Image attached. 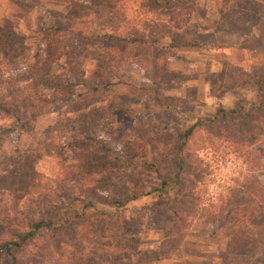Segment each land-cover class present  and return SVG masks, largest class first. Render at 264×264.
<instances>
[{"label": "rangeland", "instance_id": "obj_1", "mask_svg": "<svg viewBox=\"0 0 264 264\" xmlns=\"http://www.w3.org/2000/svg\"><path fill=\"white\" fill-rule=\"evenodd\" d=\"M119 1L143 38L137 47L115 40L117 32L103 43L105 28L84 21L93 10L106 16L111 1L39 0L28 11L0 0V242L9 226L46 211L55 223L70 222L55 231L60 264H105L122 254L127 263L115 264H219L226 217L235 205L248 207L254 189L256 199L264 194V136L246 135L258 123L264 135V0ZM38 64L52 80L30 75ZM113 73L119 83L102 87L98 79ZM66 77L56 97L55 78ZM74 131L95 132L103 149L74 153ZM179 154L181 208L197 204L194 216L177 221L181 238L168 233L159 180L145 167L169 169ZM78 171L83 183L68 182ZM83 184L88 193L63 200ZM113 200L129 201L114 209ZM104 213L118 215L126 231L102 221ZM39 242L19 249L17 264H55L50 243ZM245 264H264V253Z\"/></svg>", "mask_w": 264, "mask_h": 264}, {"label": "trees", "instance_id": "obj_2", "mask_svg": "<svg viewBox=\"0 0 264 264\" xmlns=\"http://www.w3.org/2000/svg\"><path fill=\"white\" fill-rule=\"evenodd\" d=\"M8 1L14 3L23 10L29 11L38 4L39 0H8ZM107 1H111V3L109 4L110 5L109 7L106 5V10H107L106 16H103L102 13L93 10L92 13L89 14V16L84 21L89 26L92 24L93 27L100 26L105 28L103 34H101L98 37V39L101 40L103 43H107V41L114 40L113 33L116 34L117 32V34L119 35L117 36L118 38L116 37L115 40L118 41L122 40L123 43L128 44L130 46H135V47L139 46L143 42V38L142 36L141 37L136 36L135 34H133V31L132 32L130 31L132 30V26H128L126 24L127 22L124 16L121 14L120 8L123 7H120V1L119 0H107ZM145 1L147 2L149 7L155 6L158 3V0H145ZM85 10H87V8ZM34 73L38 74V77L43 80L53 79L51 76L48 75V72H46L45 66H42L41 64H38L36 68L33 70V72L30 73V75H33ZM113 75L114 76H112V78L109 79L108 78L107 79L105 78L104 80L103 78L98 79L99 83L102 84V87H106L107 84H110L112 82L119 83L118 81L119 77L117 76V74L113 73ZM3 79L4 81L8 80L4 77ZM67 79H68L67 77L65 79L55 78V86L51 88L53 93H55L56 97L61 96L65 93L66 89L68 88ZM152 83L154 84V82ZM14 92L16 95H14ZM14 92L12 94L15 97H17L18 96L17 90H15ZM21 96L22 95H20V97ZM237 112L238 111L236 110H231L229 114H236ZM221 119H225L224 115L221 116ZM195 126L196 125L190 126L186 131H184L181 135L178 136L177 138L178 146H176V149L178 150L177 153H180L182 151L188 137L191 136V134L193 133ZM261 131H262V126L260 123H258L251 130L250 132L251 134H246V135H251L253 136L252 138H255L256 136L259 135V137L261 138L262 136H264L263 133H260ZM263 131H264V127H263ZM94 133L92 132L80 133L76 131L72 132L70 136V140L71 143H73L71 145L72 146L71 148H73V152L76 153L78 149H83V148L89 149L90 147H94L91 148V150L95 148L103 149L101 148L102 145L98 144L99 140L98 138L96 139L97 135L95 136ZM54 139H55V135L53 137V140ZM179 155L180 156H177L176 158V162H173L169 166V169H166L163 166H156L150 163L146 164L145 167L148 170H151L159 180V188L158 190L155 191L157 192L158 196L160 195L164 198L166 203H163V208L164 210L167 211L166 213H168L169 217L171 218L168 226H166V228L168 227L169 229H171L169 230L168 233H173L174 230H176V233L179 231L180 233L179 237L181 238L184 234L185 229L179 230L177 227V221L180 220L183 215L194 216L195 208L197 207V204L191 201L192 202L191 209L187 208L184 210L181 208L182 206L181 203L183 202L184 199L183 197L185 195L182 194L184 192L182 191L183 189H180L181 186L180 177L182 176L183 167L185 166V161L181 157L182 154ZM64 172L65 171H63V174ZM90 173L91 172L89 171L88 175H90ZM83 174L84 173H82L81 171L76 172L77 178L70 179L68 180V182H73L75 179L78 182H82V180H80L79 178L82 177ZM93 175H95V173H93ZM194 177L196 176L193 173L191 174L190 178L186 179L188 181V183L186 184L189 185L190 186L189 188L191 189L196 183ZM66 178L67 177H65V180ZM99 179H102V181L109 180L110 174H107L103 177L101 176ZM97 182L98 181H96L95 183ZM81 186L83 187L84 184ZM84 189H88V187L81 188L79 186H75V188H71V190H67L65 198H63V200L64 199L67 200L69 198V195L73 193H80L81 191L84 193H88V191H85ZM255 190L256 189H254L252 195L249 196V198L245 202L246 205L248 204V207L242 206L241 203L239 206L235 205L234 206L235 210L233 211L231 216L229 217L227 216L226 221H224V223L221 225L222 229L225 228V235L227 237V240L224 243V250L219 252V264H245L248 263L255 254L259 252L264 253V194L260 196V198L256 199ZM128 201L129 200H125L121 202V201L113 200L110 202V205L114 209H120L123 208ZM45 213L46 211H42V212L33 213L32 216L26 215L23 226L18 225L16 226V228H14V230H10V226H9V233H7L8 235H6V238L0 242V255L2 254L5 257L6 264H17L16 252L19 251V249L25 247L26 245L31 244L32 242L35 243L43 240L48 241L52 246L51 247L52 253H54L55 255V264H60L59 259H57V257L60 255L59 254L60 244L59 243L57 244L56 242L55 231H62L63 228L65 229L70 222H66V219L62 218V221L60 223L59 222L55 223V221H53L52 218L46 217L47 214ZM104 217L105 218L102 221H105L109 224L111 223L112 225H115L117 229L120 228L121 230H124V232L126 231L125 221L121 220L118 215L111 213H104ZM6 231H8L7 228ZM168 236L162 238V240L169 241ZM118 238L121 239L122 237H118ZM227 251L232 252L231 257L229 259H227L225 256V253ZM123 256H125V254H122L118 256L116 259H112L111 261H106L105 264H115L119 262L127 263V260H125ZM87 264H101V263L98 261L97 258V259L89 260Z\"/></svg>", "mask_w": 264, "mask_h": 264}, {"label": "crops", "instance_id": "obj_3", "mask_svg": "<svg viewBox=\"0 0 264 264\" xmlns=\"http://www.w3.org/2000/svg\"><path fill=\"white\" fill-rule=\"evenodd\" d=\"M262 20V18H260ZM256 38L262 39V35L260 33V35H257Z\"/></svg>", "mask_w": 264, "mask_h": 264}]
</instances>
